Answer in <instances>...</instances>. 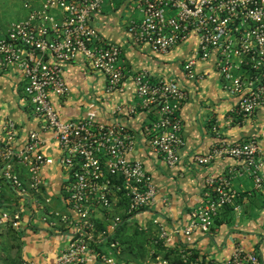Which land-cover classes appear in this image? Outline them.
<instances>
[{"label":"built area","instance_id":"2783aa9c","mask_svg":"<svg viewBox=\"0 0 264 264\" xmlns=\"http://www.w3.org/2000/svg\"><path fill=\"white\" fill-rule=\"evenodd\" d=\"M129 1L141 14L127 19L131 43L167 53L194 36L195 43L181 65L185 77L200 78L196 63L213 58L221 88L233 100L229 122L240 124L264 111V0ZM101 2L42 0L25 20L13 22L0 32V68L14 64L20 70L26 104L38 122V130H29L24 143L16 148L19 126L8 117L0 120V194L1 185L8 186L22 208H0V229L19 233L26 208L30 213L40 211L49 229L63 227L65 246L53 262L43 264H84L89 254L96 258L94 264H116L115 256L120 252L116 231L122 223H132L156 200L151 175L141 160L130 158L133 136L125 125L89 118L61 120L50 100L51 94L62 97L67 93L63 64L78 54L106 76L107 93L120 88V48L88 24L89 16L101 10ZM52 7L58 8V14L51 11ZM134 82L138 105L155 109V119L143 126L147 145L173 167L183 145L179 109L187 92L174 80L151 79L145 71L139 72ZM134 109L130 107L128 112ZM40 132L55 142L60 198L70 213L50 208L51 198L45 193L43 181L46 139ZM222 158L231 159L239 167L206 177L201 201L190 211L187 225L174 233L210 232L220 209L239 208V200L248 192L230 185L235 171L245 169L255 189L264 186V147L254 137L230 141L217 136L205 154L193 156L199 165ZM98 209H116L106 229L96 228ZM151 223L158 228L155 244L172 233L156 218ZM136 229L146 231L147 226L140 224ZM102 246L104 250L98 252L96 248ZM140 264L195 263L183 255L178 262L155 257ZM213 264H264V258L256 250L235 245L227 258Z\"/></svg>","mask_w":264,"mask_h":264},{"label":"crops","instance_id":"0c3cea01","mask_svg":"<svg viewBox=\"0 0 264 264\" xmlns=\"http://www.w3.org/2000/svg\"><path fill=\"white\" fill-rule=\"evenodd\" d=\"M41 3L42 0H0V32H5L13 22L25 20L29 11L38 8ZM51 11L55 14L59 12L56 7H52ZM140 15L129 0H102L101 10L88 18V24L100 37L120 48L123 79L119 89L107 93L106 76L78 54L63 64L67 93L62 97L50 96L61 120L89 118L107 124L119 122L125 125L133 136L130 158L141 160L152 177L157 191L154 204L133 218L132 223H122L115 233L130 235L138 225L145 224L142 257L135 252L131 257L119 246L116 264L146 263L155 257L165 258L164 254L169 256L165 259L170 262H178L185 255L195 264H213L227 258L235 245L256 250L264 258V186L255 189L245 169L235 171L230 177L232 187L248 192L239 200L237 210L220 209L210 232L195 230L189 235L173 232L187 225L190 211L201 201L206 177L222 173L229 167H239L229 158L199 165L194 162L193 156L205 154L217 136L230 141L254 137L264 147V111L256 112L240 124L230 123L228 116L233 100L221 88V78L214 70V59L197 62L195 70L200 78L187 79L181 65L188 57L195 37L190 36L188 41L167 53H156L146 44H133L126 32L127 19ZM141 71H145L151 79L174 80L187 92L179 109L183 145L178 151L179 160L173 167L168 166L147 145L143 126L156 115L154 108L138 105L134 80ZM22 86L23 78L16 65L0 68V120L8 117L19 126L14 141L16 148L24 143L29 130H38V122L29 112ZM130 107L135 108L134 112H128ZM40 137L46 139L43 181L45 193L51 198L50 208L70 213L60 198V168L55 142L47 133L40 132ZM10 191L8 186H3L0 208L22 209ZM115 212L116 209L111 212L96 210V228L106 229ZM154 218L168 232H172L157 244L153 242L158 231L151 223ZM66 238L63 227L49 229L41 220L40 211L34 209L30 213L26 208L19 233L10 228L0 229V261L3 264L51 263L65 246ZM96 249L100 252L104 246ZM95 260L93 254H89L84 264H94Z\"/></svg>","mask_w":264,"mask_h":264},{"label":"trees","instance_id":"16d2710c","mask_svg":"<svg viewBox=\"0 0 264 264\" xmlns=\"http://www.w3.org/2000/svg\"><path fill=\"white\" fill-rule=\"evenodd\" d=\"M119 242V246L122 248V251L126 254H129L131 257H134V252L140 254L142 257L144 251L145 238L142 235V231H138L136 228L130 235L118 232L114 235ZM134 248L136 251H134ZM165 258H169L167 254H164ZM155 257V255H153ZM179 260V259H178Z\"/></svg>","mask_w":264,"mask_h":264},{"label":"rangeland","instance_id":"374dc122","mask_svg":"<svg viewBox=\"0 0 264 264\" xmlns=\"http://www.w3.org/2000/svg\"><path fill=\"white\" fill-rule=\"evenodd\" d=\"M3 189V185H1V190Z\"/></svg>","mask_w":264,"mask_h":264}]
</instances>
